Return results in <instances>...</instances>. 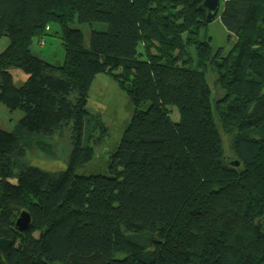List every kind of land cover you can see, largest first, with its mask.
<instances>
[{
  "label": "trees",
  "instance_id": "trees-1",
  "mask_svg": "<svg viewBox=\"0 0 264 264\" xmlns=\"http://www.w3.org/2000/svg\"><path fill=\"white\" fill-rule=\"evenodd\" d=\"M202 1L0 0V104L23 113L12 131L0 128V239L11 241L0 264L263 263L264 0H220L215 19L234 37L224 55ZM74 21L90 26L88 48ZM52 22L59 65L31 49ZM209 68L222 91L214 98ZM98 74L116 80L133 115L107 171L83 175L110 133L87 108ZM65 131L66 169L27 162L35 148L56 157ZM24 210L30 224L19 230Z\"/></svg>",
  "mask_w": 264,
  "mask_h": 264
},
{
  "label": "rangeland",
  "instance_id": "rangeland-1",
  "mask_svg": "<svg viewBox=\"0 0 264 264\" xmlns=\"http://www.w3.org/2000/svg\"><path fill=\"white\" fill-rule=\"evenodd\" d=\"M70 25L82 31L84 46L88 48L91 36L90 26L86 23H77L76 21L70 23ZM58 29L57 23H50L47 26L46 34L40 39H34L31 46L32 52L35 55L44 61L56 65L62 64L64 60V51ZM207 29V34L211 38L210 43L213 51L221 48L223 55L226 54L233 45L234 37L229 39V33L219 18L210 22ZM202 38H204L203 35ZM8 42L6 36L0 38V52L8 45ZM12 75L17 85H22L26 80V75L19 68H13ZM206 75L212 89V98L217 97L220 93L222 94V91L215 84V73L209 68ZM87 108L90 113L99 115L104 124L109 128L110 133L102 139L100 144H98L99 142L95 143L96 153L93 160L80 166L77 169V173L83 175L105 173L111 148L118 142L123 130L130 122L133 115V105L127 94L119 88L116 80L106 74H98L89 91ZM167 108L171 119L174 122H178L180 118L178 108L175 105H168ZM22 115L21 110L11 111L5 105L0 104V128L12 131ZM221 133L225 154L231 161H234L229 147V139L223 132ZM68 137V132L65 131L62 140L57 141L55 144L56 157H51L35 148L33 151L31 150L28 155L29 157L27 156V162L31 166L50 172L66 169L70 152Z\"/></svg>",
  "mask_w": 264,
  "mask_h": 264
},
{
  "label": "water",
  "instance_id": "water-1",
  "mask_svg": "<svg viewBox=\"0 0 264 264\" xmlns=\"http://www.w3.org/2000/svg\"><path fill=\"white\" fill-rule=\"evenodd\" d=\"M200 8L206 10V21L208 23L212 22L215 19L216 14L220 8V0H203ZM234 165H238L237 161H232ZM16 227L19 230H25L29 227L30 224V215L27 211L20 212L18 218L16 219ZM256 231L260 235L263 244H264V219H260L256 223ZM11 244V241L5 238L0 239V249L5 251L8 246ZM264 264V261L263 263Z\"/></svg>",
  "mask_w": 264,
  "mask_h": 264
}]
</instances>
